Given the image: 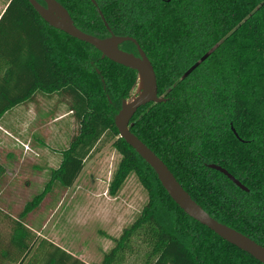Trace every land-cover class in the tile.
<instances>
[{"label":"trees","instance_id":"trees-1","mask_svg":"<svg viewBox=\"0 0 264 264\" xmlns=\"http://www.w3.org/2000/svg\"><path fill=\"white\" fill-rule=\"evenodd\" d=\"M55 1L76 28L107 37L90 0ZM94 1L113 34L136 41L153 68L157 95L166 99L137 109L129 131L210 217L264 247V0ZM119 49L136 55L130 42ZM135 82L134 71L49 27L26 0H6L0 14V128L11 130L4 117L16 107L27 110L37 94L67 97L78 127L43 192L11 220L8 237L0 235V264H87L40 237L45 218L36 225L24 220L54 189L74 184L103 139H112L120 157L108 194L116 195L134 174L148 201L98 264H124L138 231L140 264H260L187 217L118 138L113 118ZM7 173L0 159V183Z\"/></svg>","mask_w":264,"mask_h":264},{"label":"rangeland","instance_id":"rangeland-1","mask_svg":"<svg viewBox=\"0 0 264 264\" xmlns=\"http://www.w3.org/2000/svg\"><path fill=\"white\" fill-rule=\"evenodd\" d=\"M5 3L0 0V14ZM135 93L134 87L129 97ZM67 102L64 95L37 94L27 110L16 107L2 121L5 125L9 122L11 129H0L1 134L8 135L4 142L0 140V158L8 165V173L0 183L3 238L10 233L11 220L17 219L25 204H31L43 192L50 172L60 165L61 152L75 135L78 126L68 112ZM112 142L101 140L74 184L66 190L54 189L24 220L27 225H36L45 218L40 237L89 264L101 262L103 254L114 246L113 240L134 223L148 201L146 188L134 174L116 195L108 194L111 175L120 159ZM160 215H164L166 228L173 233L170 218L166 219L162 211ZM140 232L133 237L134 250L124 264L141 263L144 246Z\"/></svg>","mask_w":264,"mask_h":264},{"label":"water","instance_id":"water-1","mask_svg":"<svg viewBox=\"0 0 264 264\" xmlns=\"http://www.w3.org/2000/svg\"><path fill=\"white\" fill-rule=\"evenodd\" d=\"M39 18L49 27L60 31L72 39L93 47L100 53L102 59L132 70L136 74V93L133 98L122 100L117 114L113 118L118 138L124 141L136 155L153 171L157 181L173 203L190 219L210 230L214 235L247 254L260 264H264V247L258 245L245 235L223 225L210 217L190 196L182 189L163 162L129 131V122L137 109L147 104L164 103L166 99L157 95L155 74L150 61L140 49L136 41L128 36L112 34L104 23L109 36L99 38L82 32L76 28L66 9L55 0H26ZM100 14V13H99ZM101 20H103L102 16ZM124 42L134 44L136 55L119 49ZM189 69L182 78L186 77L195 67ZM233 131V130H232ZM234 133V132H233ZM207 168L224 175L240 190L246 192L237 180L217 165H207Z\"/></svg>","mask_w":264,"mask_h":264},{"label":"flooded vegetation","instance_id":"flooded-vegetation-1","mask_svg":"<svg viewBox=\"0 0 264 264\" xmlns=\"http://www.w3.org/2000/svg\"><path fill=\"white\" fill-rule=\"evenodd\" d=\"M90 2L92 3V5H93V7L95 8V9H97V12H98V15H99V17L100 16H102V14H101V12H100V10L97 8V4L95 3V1H93V0H90ZM100 13V14H99ZM102 18H103V16H102ZM100 20H101V17H100ZM103 20H104V18H103ZM101 22H102V24H103V26H104V23L106 24V26H107V28L109 29V27H108V25H107V23L105 22V20L104 21H102L101 20ZM104 28H105V26H104ZM105 30L107 31V29L105 28ZM109 31L111 32V30L109 29ZM112 33V32H111ZM107 36H109V33H108V31H107ZM113 34V33H112ZM115 35V34H114ZM129 37V36H128ZM210 165V164H209ZM207 166V165H206Z\"/></svg>","mask_w":264,"mask_h":264},{"label":"crops","instance_id":"crops-1","mask_svg":"<svg viewBox=\"0 0 264 264\" xmlns=\"http://www.w3.org/2000/svg\"><path fill=\"white\" fill-rule=\"evenodd\" d=\"M14 122L15 123H17L18 122V120H16V119H14ZM7 125L9 126V122H7ZM1 130H3V131H5V128H0ZM8 130H6L5 132H7ZM5 134V133H4ZM5 136H8L7 134L6 135H3V134H1L0 133V140L1 141H5V139H6V137ZM1 152V151H0ZM1 159V158H0ZM68 253H70V252H68ZM71 254V253H70ZM71 255H73V254H71ZM74 256V255H73ZM75 257V256H74ZM78 259H80V260H82L83 262H85V263H87V264H89L88 262H86L85 260H83V259H81V258H79L78 257Z\"/></svg>","mask_w":264,"mask_h":264}]
</instances>
